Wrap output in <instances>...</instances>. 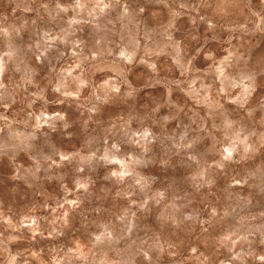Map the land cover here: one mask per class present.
Returning <instances> with one entry per match:
<instances>
[{
    "label": "rangeland",
    "instance_id": "rangeland-1",
    "mask_svg": "<svg viewBox=\"0 0 264 264\" xmlns=\"http://www.w3.org/2000/svg\"><path fill=\"white\" fill-rule=\"evenodd\" d=\"M0 264H264V0H0Z\"/></svg>",
    "mask_w": 264,
    "mask_h": 264
}]
</instances>
